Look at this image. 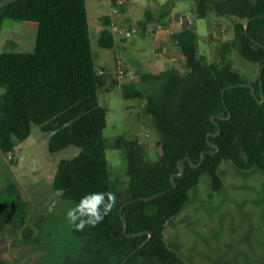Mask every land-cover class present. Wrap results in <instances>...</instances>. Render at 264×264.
<instances>
[{
  "label": "trees",
  "instance_id": "1",
  "mask_svg": "<svg viewBox=\"0 0 264 264\" xmlns=\"http://www.w3.org/2000/svg\"><path fill=\"white\" fill-rule=\"evenodd\" d=\"M196 11L200 17L209 11L235 16L234 35L219 45V60L209 62L199 51L196 28L186 24L171 35L184 57L183 70L143 72L141 84H124L125 97L146 99V112L162 137L156 160L146 156L138 139H116L126 154L128 174L127 184L116 191L106 156L107 108L98 99L108 72L95 66L86 0H0V35L6 18L38 25L32 50L0 51L2 146L13 151L38 125L50 132V150L80 148L59 162L53 189L64 190L61 198L75 207L86 194H115L114 208L97 226L83 231L73 226L79 249L60 264H121L143 242L124 264H187L169 245L165 229L202 175L210 174L212 191H217L223 186L219 169L224 160L242 171L264 170V0H196ZM103 22L98 43L111 48L112 18L105 15ZM233 51L258 63L254 79L235 67ZM118 83L115 77L113 84ZM128 200L133 201L121 213ZM20 207V218L12 222L30 233L23 200Z\"/></svg>",
  "mask_w": 264,
  "mask_h": 264
},
{
  "label": "rangeland",
  "instance_id": "2",
  "mask_svg": "<svg viewBox=\"0 0 264 264\" xmlns=\"http://www.w3.org/2000/svg\"><path fill=\"white\" fill-rule=\"evenodd\" d=\"M95 66L107 70L106 84L98 89L99 103L107 108L104 129L106 156L116 191L128 182L127 157L116 147L120 136L138 139L151 160L159 157L158 140L162 131L146 112V99L125 97L124 84L142 82L143 72H158L169 67L184 69L179 46L171 39L177 15L183 11L194 18L199 51L207 61L220 58L219 45L234 35L235 16L209 11L200 17L196 0H128L124 10L114 12V0H86ZM150 16L147 17V11ZM112 18L115 35L111 48L99 45L103 17ZM144 22L145 25L142 23ZM172 24V26H171ZM120 27L115 30L113 26ZM37 22L6 18L2 23L0 51H29L35 46ZM132 30L126 36L122 30ZM159 39V42L156 41ZM157 43V44H156ZM157 45V47H156ZM116 56L122 59L119 76ZM234 65L248 79L259 72L254 63L236 51ZM118 78L119 83L113 84ZM4 91L0 87V94ZM50 132L34 125L30 135L13 151L0 142V258L3 264H60L68 253L79 249V240L66 212L73 202L54 196L53 180L62 158H71L80 150L71 145L56 151L49 147ZM11 152L13 158H9ZM219 174L220 190L212 191L211 176L204 173L191 190L185 207L171 218L165 229L169 245L187 264H264V170H240L224 160ZM19 195V196H18ZM20 200L25 202L27 233L12 221L20 218ZM55 211L49 213V205Z\"/></svg>",
  "mask_w": 264,
  "mask_h": 264
},
{
  "label": "clouds",
  "instance_id": "3",
  "mask_svg": "<svg viewBox=\"0 0 264 264\" xmlns=\"http://www.w3.org/2000/svg\"><path fill=\"white\" fill-rule=\"evenodd\" d=\"M63 189H56L54 196H63ZM115 206V194L112 192H93L80 199L74 208L66 212V219L76 231H83L85 227H95L103 221ZM49 213L55 211V204L49 205Z\"/></svg>",
  "mask_w": 264,
  "mask_h": 264
},
{
  "label": "built area",
  "instance_id": "4",
  "mask_svg": "<svg viewBox=\"0 0 264 264\" xmlns=\"http://www.w3.org/2000/svg\"><path fill=\"white\" fill-rule=\"evenodd\" d=\"M128 0H115V6H114V12H119L121 11V9L127 4ZM193 20V17L192 15H190L189 13H182L178 16V19L177 21L182 24V23H185V22H191ZM113 28L115 30H119L120 27H118L117 25L113 26ZM123 33L126 35V36H131L133 34L132 30H129V29H124L122 30ZM117 61V65H118V69H119V73L120 75L119 76H122L123 77V74H124V69H123V66H122V59L120 56L117 57L116 59ZM101 72H103L101 70ZM9 158H13V154H11V152H9L8 154Z\"/></svg>",
  "mask_w": 264,
  "mask_h": 264
},
{
  "label": "water",
  "instance_id": "5",
  "mask_svg": "<svg viewBox=\"0 0 264 264\" xmlns=\"http://www.w3.org/2000/svg\"><path fill=\"white\" fill-rule=\"evenodd\" d=\"M248 26H249V20L247 21V23H246V31L248 32ZM264 68V65L262 66V69ZM262 75V71H260V76ZM246 85H248V86H250V87H252V84L251 83H246ZM233 85H229V86H226V88H228V87H232ZM225 88V89H226ZM224 89V90H225ZM223 95H224V91H223ZM262 101H264V96H263V100ZM204 158H205V152H203L202 153V160H204ZM179 164L181 165V161L179 162ZM174 186H175V184H174ZM159 193H156V194H154V195H152V196H150V197H147V196H141L140 198H143V199H148V198H152V197H155L156 195H158ZM133 200H128V201H126L122 206H121V213L123 212V207H124V205L126 204V203H130V202H132ZM124 220H125V230L127 229V225H128V223H127V220L124 218ZM150 235H152V233L150 232ZM145 244V242H143L140 246H138L135 250H133L122 262H121V264H124L126 261H127V259L131 256V255H133V253L136 251V250H138L139 248H141L143 245Z\"/></svg>",
  "mask_w": 264,
  "mask_h": 264
},
{
  "label": "crops",
  "instance_id": "6",
  "mask_svg": "<svg viewBox=\"0 0 264 264\" xmlns=\"http://www.w3.org/2000/svg\"><path fill=\"white\" fill-rule=\"evenodd\" d=\"M182 13H185V11H183ZM181 13V14H182ZM180 15V14H179ZM179 15H177V18H176V20L178 19V16ZM193 21H194V18H193V20L191 21V22H185V23H182V24H180L178 21H176V23H175V27H177V30H175V31H173L172 33H174V32H177V31H179L180 29H182L186 24L189 26H192V23H193ZM171 26H172V24H171ZM196 28V27H195ZM172 35V34H171ZM160 39V38H159ZM159 39H157V37H156V41H157V43L159 42ZM172 39V38H171ZM156 43V44H157ZM156 47H157V45H156ZM183 56V55H182Z\"/></svg>",
  "mask_w": 264,
  "mask_h": 264
}]
</instances>
